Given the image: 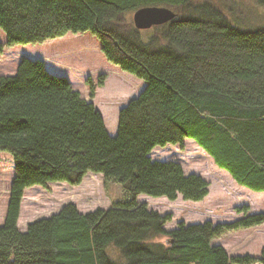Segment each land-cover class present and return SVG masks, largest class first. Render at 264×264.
I'll return each instance as SVG.
<instances>
[{"label": "trees", "instance_id": "16d2710c", "mask_svg": "<svg viewBox=\"0 0 264 264\" xmlns=\"http://www.w3.org/2000/svg\"><path fill=\"white\" fill-rule=\"evenodd\" d=\"M147 6L173 8L177 18L144 39L149 29L122 16ZM0 29L10 46L90 32L111 63L146 82L120 111L113 137L95 105L43 61L24 58L15 74L0 76V151L15 163L0 264H264V249L259 258L230 256L212 245L264 224V212L168 231L172 216L138 201L142 194L205 199L201 176L150 157L186 138L239 185L264 192V26L241 28L208 0H0ZM88 172L121 184L127 196L85 214L67 204L19 230L26 188L78 185Z\"/></svg>", "mask_w": 264, "mask_h": 264}, {"label": "rangeland", "instance_id": "374dc122", "mask_svg": "<svg viewBox=\"0 0 264 264\" xmlns=\"http://www.w3.org/2000/svg\"><path fill=\"white\" fill-rule=\"evenodd\" d=\"M202 1L205 0H194ZM208 1L226 11L230 19L241 28L264 26V7L257 0ZM134 13L135 11L123 14L124 24H134ZM153 30L152 28L143 32L146 34L144 39L151 35ZM24 58L41 60L51 74L69 80L82 99L93 103L99 110L105 128L113 137L118 132L120 111L146 87L144 80L111 63L102 52L100 40L90 32H70L43 43L10 46L6 44L5 32L0 29V76L15 74ZM150 157L153 161L177 162L185 174H197L208 183V195L200 202L185 200L181 195L176 200L143 194L138 196V201L146 203L150 210L172 216V220L165 226L168 231L177 229L182 223L186 226L206 222L217 225L264 212H254L251 209L253 207L254 210H259L264 206V192L239 185L232 175L219 167L213 157L193 139H184L182 145L157 146L152 150ZM14 177L13 156L0 151V226L5 222ZM126 196L127 192L121 184L94 172H88L78 185L65 181L48 182L45 186L34 185L26 188L24 192L18 228L21 232H26L28 225L57 214L67 204H74L78 211L85 214L108 209L114 202L123 200ZM244 207L249 209L244 210ZM232 233L233 237L226 248H231L235 254L232 251L229 253L223 246V237L213 240L212 245L223 247L230 256H261L264 249V224Z\"/></svg>", "mask_w": 264, "mask_h": 264}, {"label": "water", "instance_id": "95a60500", "mask_svg": "<svg viewBox=\"0 0 264 264\" xmlns=\"http://www.w3.org/2000/svg\"><path fill=\"white\" fill-rule=\"evenodd\" d=\"M177 14L170 7L147 6L134 13V25L139 30H148L153 26L167 24L176 19Z\"/></svg>", "mask_w": 264, "mask_h": 264}, {"label": "crops", "instance_id": "0c3cea01", "mask_svg": "<svg viewBox=\"0 0 264 264\" xmlns=\"http://www.w3.org/2000/svg\"><path fill=\"white\" fill-rule=\"evenodd\" d=\"M251 209H252V211H258V212H261V211H263L264 210V206H262L261 208H259V210H254V208L253 207H251ZM256 209V208H255ZM223 237V238H222ZM221 238V241H223V246L226 248L227 246H229V241L232 239V237H233V233L231 232V233H228V234H226V235H224V236H222ZM226 250L229 252V253H231V251H232V253L233 254H235L236 252H234L233 250H231V248L230 249H227L226 248Z\"/></svg>", "mask_w": 264, "mask_h": 264}]
</instances>
